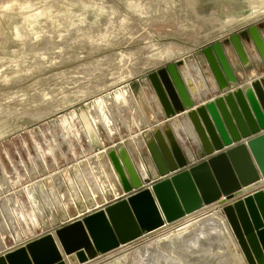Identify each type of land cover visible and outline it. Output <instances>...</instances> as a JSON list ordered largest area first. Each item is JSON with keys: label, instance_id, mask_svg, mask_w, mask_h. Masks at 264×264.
<instances>
[{"label": "rangeland", "instance_id": "rangeland-1", "mask_svg": "<svg viewBox=\"0 0 264 264\" xmlns=\"http://www.w3.org/2000/svg\"><path fill=\"white\" fill-rule=\"evenodd\" d=\"M262 20L264 0H0V255L112 200L120 142L152 164L150 74L184 60L195 81L198 53ZM86 264L248 263L212 205Z\"/></svg>", "mask_w": 264, "mask_h": 264}, {"label": "water", "instance_id": "water-1", "mask_svg": "<svg viewBox=\"0 0 264 264\" xmlns=\"http://www.w3.org/2000/svg\"><path fill=\"white\" fill-rule=\"evenodd\" d=\"M197 57L195 81L184 60L148 76L163 120L144 137L146 178L120 142L107 156L126 197L0 255L2 264H86L212 205L247 263L264 264V75L251 79L264 71V20ZM196 81L217 97L196 105Z\"/></svg>", "mask_w": 264, "mask_h": 264}, {"label": "crops", "instance_id": "crops-1", "mask_svg": "<svg viewBox=\"0 0 264 264\" xmlns=\"http://www.w3.org/2000/svg\"><path fill=\"white\" fill-rule=\"evenodd\" d=\"M256 69V71H257V76L256 77H252L251 79H255V78H257V77H260V76H262V75H264V71L263 70H260L258 67H256L255 68ZM239 80H240V83L241 84H246V83H248L249 82V78H239ZM215 95V96H214ZM214 95H209V96H207V97H205L202 101H195V104L196 105H200L201 103H204V102H206V101H208L211 97H217V94H214ZM200 160L198 159V158H196V160H195V162H199ZM259 188H257V189H255L254 191H256V190H258ZM118 197H121V198H124V197H126L125 195H124V193L122 192V190L120 189L117 193H116V196L115 197H113V199L112 200H110V201H105V202H102V203H100L99 205H97L96 206V208H94L93 210H90V211H88L87 213L85 212V213H83V215H87V214H89V213H91V212H93V211H96V210H98V209H101V208H103V207H106V206H108V205H110V204H112L113 202H115L116 201V199L118 198ZM242 197H244V196H242ZM242 197H240V198H242ZM240 198H238V199H240ZM82 215V214H81ZM79 217H82V216H79ZM73 221V220H72ZM70 223V222H69Z\"/></svg>", "mask_w": 264, "mask_h": 264}, {"label": "bare ground", "instance_id": "bare-ground-1", "mask_svg": "<svg viewBox=\"0 0 264 264\" xmlns=\"http://www.w3.org/2000/svg\"><path fill=\"white\" fill-rule=\"evenodd\" d=\"M138 161V159H136ZM141 174L143 175L144 178H146L145 171L141 170Z\"/></svg>", "mask_w": 264, "mask_h": 264}, {"label": "snow or ice", "instance_id": "snow-or-ice-1", "mask_svg": "<svg viewBox=\"0 0 264 264\" xmlns=\"http://www.w3.org/2000/svg\"><path fill=\"white\" fill-rule=\"evenodd\" d=\"M0 264H2V261H0Z\"/></svg>", "mask_w": 264, "mask_h": 264}]
</instances>
